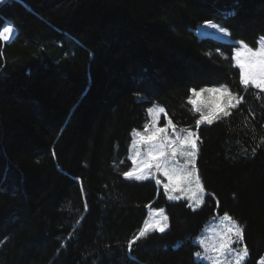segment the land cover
Listing matches in <instances>:
<instances>
[{
	"label": "trees",
	"instance_id": "1",
	"mask_svg": "<svg viewBox=\"0 0 264 264\" xmlns=\"http://www.w3.org/2000/svg\"><path fill=\"white\" fill-rule=\"evenodd\" d=\"M264 37V0H4L0 30V264H206L194 239L217 214L264 251V93L239 82L235 43ZM226 85L243 101L197 130L191 90ZM162 105L192 128L204 203L168 202L125 179L134 130ZM164 207L168 229L143 228Z\"/></svg>",
	"mask_w": 264,
	"mask_h": 264
},
{
	"label": "snow or ice",
	"instance_id": "2",
	"mask_svg": "<svg viewBox=\"0 0 264 264\" xmlns=\"http://www.w3.org/2000/svg\"><path fill=\"white\" fill-rule=\"evenodd\" d=\"M3 2L4 0H0V3ZM205 27L214 29L224 36H230L227 29L213 22H206ZM12 32L11 25L5 26L3 31H0V39H6ZM231 60L234 62V66L239 68L240 85L245 90L251 87L264 93V37L257 40L256 48L248 46L243 41L238 42L234 46ZM191 93L187 103L192 105L194 113H199V118L195 120L197 130L201 125H211L215 121L230 116V110L237 108L243 101L242 96L233 93L226 85L201 88L199 91L192 89ZM204 93L212 97L211 101L205 104L206 111L198 103ZM220 97H223V102ZM147 113L152 118V122L144 125L143 132L134 130L133 136L138 139L132 141L133 147L143 145L146 146V150L143 153L137 150L135 156L130 157L133 166L125 170L123 175L125 179L140 181L147 179L153 173H159L168 181L163 185L168 199H180V196L175 195L180 193L192 202L189 207L195 210L204 203L203 193L205 192L196 166V156L199 151L198 141L200 140L198 132L190 127L180 128L177 131V125L171 118H167L163 127L158 126L160 115L163 114L167 117L164 107L154 105L147 109ZM181 158L183 162H181ZM156 183L160 184L161 181L157 179ZM163 211V209L157 211L160 219L151 225L145 221L144 227L128 242L129 250L132 249L133 244L146 237L150 228L160 233L165 231L168 226V218L163 215ZM222 221H227L230 226L219 233L217 242L209 246L205 240L199 241L204 252L208 254L204 258L210 260L211 264H245L249 255L247 246L240 250L233 247L238 241H243V227L227 213L223 215ZM209 239L214 238L209 237ZM234 252L235 256L232 255ZM195 255L197 258L201 257L200 252H196Z\"/></svg>",
	"mask_w": 264,
	"mask_h": 264
},
{
	"label": "rangeland",
	"instance_id": "3",
	"mask_svg": "<svg viewBox=\"0 0 264 264\" xmlns=\"http://www.w3.org/2000/svg\"><path fill=\"white\" fill-rule=\"evenodd\" d=\"M206 24V23H205ZM205 24H202L200 25L197 30H196V33L199 37H203L204 35H212V36H215V37H218L219 39H222L224 41H227V42H231V43H235L236 45L238 44V41H232L229 39L228 36H224L222 33L214 30V29H209L207 27H205ZM3 31V30H2ZM9 36L6 38V39H1L2 41L4 42H8L9 41ZM249 46V45H248ZM250 47H253V48H256L257 47V42H256V45L255 46H250ZM233 51H234V48H233ZM233 54V52H232ZM234 63V62H233ZM238 70L239 68L236 67ZM210 87H220V86H210ZM210 87H205V88H210ZM200 89L196 90V91H199ZM232 91V90H231ZM233 92V91H232ZM234 93V92H233ZM192 94V93H191ZM212 97L207 94V93H204L200 98H199V106L204 109L205 111L207 110V108L205 107V104L206 103H209L211 101ZM220 100L221 102H223V97H220ZM154 105H158V106H161L163 107L162 105L158 104V103H154L152 104L150 107H153ZM192 106V105H191ZM149 107V108H150ZM167 118H169V116L167 115V117H165L163 114L160 115V122H159V125L160 127H163L166 122H167ZM152 122V118L149 117L147 123H151ZM180 127H177V131H179ZM144 130V127L140 130H136V131H140V132H143ZM169 132H171V130H169ZM134 139H138L137 137H134L133 136V133H132V140H131V143H130V146H129V149H128V159L129 161L131 162V166L130 168L133 166L132 165V160L130 159V157H133L135 156L136 154V151L137 150H140L142 153L143 151L146 150V146H143V145H138L137 147H133L132 145V141ZM199 152V151H198ZM197 156H198V153H197ZM197 156H196V166H197ZM181 162L182 161V158H181ZM129 168V169H130ZM148 179H151V180H154L155 183H156V180L159 179L161 181L160 184H157V187L162 189L163 193L165 194L166 196V199L168 202H175V201H188L189 204L192 203L191 201H189L188 199H186L182 194L180 193H176L175 195L177 196H180L181 198L180 199H177V200H169L168 199V194L165 192L164 190V187L163 185L166 184L168 181L167 179L160 175L159 173H153L152 175H150L147 179L145 180H148ZM140 181H144V180H140ZM203 198H205V192L203 193ZM159 209H163V215L167 216L166 214V211H165V208L164 207H151L148 211V217H147V220L149 222V224L151 225L153 222H155L156 220L160 219V217L157 215V211ZM224 214H217L210 218V220L205 224L204 228L200 231V233L197 235V237L194 239V243L199 247V250L197 252H200L201 253V257L200 258H197L196 255H195V259L197 261H200V262H203V263H206V264H211V261L208 260V259H205L204 257L206 255H208L207 253L204 252V249L201 247L199 241L200 240H205V242L211 246L213 243L217 242L218 239H219V233L223 232L225 230L226 227L230 226L229 223L227 221H222V217H223ZM168 218V216H167ZM234 219V218H233ZM235 221H237L236 219H234ZM238 222V221H237ZM239 223V222H238ZM167 225H168V219H167ZM144 227V226H143ZM169 225L167 226V228L165 229V231L168 229ZM152 231H155V230H152L150 228L149 232H152ZM158 232V231H157ZM160 233V232H159ZM209 237H213L214 239H209ZM245 246L244 242H240L238 241L237 243H235L233 245V247L237 250H240L241 248H243ZM235 252L232 254L233 256H235ZM256 264H264V251L263 253L261 254V256L257 259V263Z\"/></svg>",
	"mask_w": 264,
	"mask_h": 264
},
{
	"label": "bare ground",
	"instance_id": "4",
	"mask_svg": "<svg viewBox=\"0 0 264 264\" xmlns=\"http://www.w3.org/2000/svg\"><path fill=\"white\" fill-rule=\"evenodd\" d=\"M4 27H5V26H4ZM4 27H3V28H4ZM2 30H3V29H2Z\"/></svg>",
	"mask_w": 264,
	"mask_h": 264
}]
</instances>
